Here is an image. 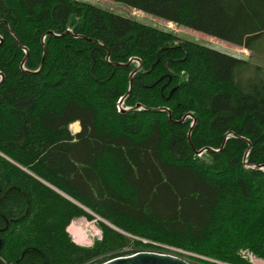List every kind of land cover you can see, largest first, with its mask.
Masks as SVG:
<instances>
[{"label": "trees", "instance_id": "trees-1", "mask_svg": "<svg viewBox=\"0 0 264 264\" xmlns=\"http://www.w3.org/2000/svg\"><path fill=\"white\" fill-rule=\"evenodd\" d=\"M111 1L264 52V0ZM0 75V264L264 262V66L83 0H0Z\"/></svg>", "mask_w": 264, "mask_h": 264}, {"label": "rangeland", "instance_id": "rangeland-1", "mask_svg": "<svg viewBox=\"0 0 264 264\" xmlns=\"http://www.w3.org/2000/svg\"><path fill=\"white\" fill-rule=\"evenodd\" d=\"M83 1L90 2L93 4H97L98 6L105 8V9L112 11V12L119 14V15L135 18V19L143 22L144 24L151 25V26H154V27H157L160 29L172 31V32L176 33L183 40H189V41L197 42L199 44L209 46L213 49H216V50L221 51L223 53H227V54L239 57V58L250 59L253 61L254 64L264 66V52L259 53L257 55H254L252 51L247 50L245 48L232 45V44L227 43L225 41L219 40L217 38L208 36L206 34H203V33L191 30V29H186V28L176 26L173 23H168V22L163 21L161 19L146 15L143 12H139L137 10L131 9V8H129L123 4L116 3V2L111 1V0H83ZM70 130H71L72 134H74V135L77 134V133H75L74 128H71ZM89 223L91 224V227H94L96 229V232L94 230H92V232H91L92 235H90V234L88 235L87 238H89L90 244L86 245V247L92 246L94 244V241L101 239V236H102L101 231L96 226V224H97L96 221L95 222H89ZM74 224H75V221L73 222V225ZM69 234L71 235V237L75 243H76L75 239H77L79 241V238H78L79 235L75 233V225H74L73 234H71V233H69ZM81 244H83V243H81ZM83 245H85V244H83ZM83 245H80V246H83ZM149 252L166 253V254H169L172 256H176L175 254H177L179 251L170 248L167 250L166 249H158V250L155 249L154 251H149ZM192 257H195L196 259H199L204 263L195 262L193 260H187V259H185V260H187L191 264H205V263L206 264H215L214 262H212L213 261L212 259L209 260L207 258H202V257H198V256H192ZM245 260H247L249 264H264V262L262 260H259L257 258L255 259V258L249 257L248 259H245ZM226 264H228V263H226Z\"/></svg>", "mask_w": 264, "mask_h": 264}, {"label": "water", "instance_id": "water-1", "mask_svg": "<svg viewBox=\"0 0 264 264\" xmlns=\"http://www.w3.org/2000/svg\"><path fill=\"white\" fill-rule=\"evenodd\" d=\"M135 61L138 62L139 69H140L141 68L140 60L136 59ZM158 62H159V57H158L157 61L155 62V64L152 66L151 70L154 68V66L156 64H158ZM134 74H132V76H131L132 78L134 77ZM1 76L3 78V75H1ZM132 88H133V83L131 82L130 92L132 91ZM123 100H124V98L122 99V101ZM122 101H121V108L123 105ZM141 108H144V107L141 104H138L135 109H141ZM123 110L128 111V109H123ZM169 118H170L171 122H174L171 115H169ZM183 121H184V119H183ZM209 161L211 163L214 162L213 159H210ZM262 169L264 170V166ZM51 188L56 190L58 193H60L61 195L66 197V195H64L63 193H61L60 191H58L54 187H51ZM25 198L27 199V197H25ZM8 226H9V222L6 220L5 227L3 229H1L0 231L1 232L6 231L8 229ZM0 246H1V240H0ZM29 252L37 253L42 258L43 264H47V259H46V256L44 255V253H42L40 250L33 248V247H29L26 250H24L22 252V254L20 255V257L16 261H14L10 264H19L23 260L24 256ZM103 264H191V263H189L184 258H181L178 256L163 255V254H157V253H153V252H139V253H136L133 255L118 257V258L109 260Z\"/></svg>", "mask_w": 264, "mask_h": 264}, {"label": "bare ground", "instance_id": "bare-ground-1", "mask_svg": "<svg viewBox=\"0 0 264 264\" xmlns=\"http://www.w3.org/2000/svg\"><path fill=\"white\" fill-rule=\"evenodd\" d=\"M75 132H76V129H75ZM72 223H71V225H72ZM71 225L68 228L69 233H71V231H70ZM74 225H75V233L79 235V237H78L79 241L85 245H89L90 240L87 237L89 234L92 235V233H91L92 230H94L96 232V229L94 227H91V224L89 223V221L86 218L76 219Z\"/></svg>", "mask_w": 264, "mask_h": 264}, {"label": "built area", "instance_id": "built-area-1", "mask_svg": "<svg viewBox=\"0 0 264 264\" xmlns=\"http://www.w3.org/2000/svg\"><path fill=\"white\" fill-rule=\"evenodd\" d=\"M0 78H2L1 75H0ZM158 247H161L163 249H170V248L165 247V246H158ZM153 253L163 254V255H169V254H166V253H158V252H153ZM240 255L244 259H248L249 257L250 258H255L254 255L251 252H249V251H241L240 252ZM209 260H211V259H209ZM212 262H214L215 264H226V263H223V262H220V261H216V260H213Z\"/></svg>", "mask_w": 264, "mask_h": 264}]
</instances>
